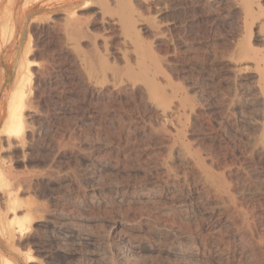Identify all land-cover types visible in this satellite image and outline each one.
Returning <instances> with one entry per match:
<instances>
[{
    "label": "rangeland",
    "instance_id": "374dc122",
    "mask_svg": "<svg viewBox=\"0 0 264 264\" xmlns=\"http://www.w3.org/2000/svg\"><path fill=\"white\" fill-rule=\"evenodd\" d=\"M217 1L0 0V264H264V0Z\"/></svg>",
    "mask_w": 264,
    "mask_h": 264
},
{
    "label": "bare ground",
    "instance_id": "6f19581e",
    "mask_svg": "<svg viewBox=\"0 0 264 264\" xmlns=\"http://www.w3.org/2000/svg\"><path fill=\"white\" fill-rule=\"evenodd\" d=\"M121 1V0H120ZM217 1V0H216ZM244 1L246 0H236V2L238 4H241L242 2L244 3ZM253 1V0H252ZM258 1V0H257ZM219 2V1H217ZM123 3V1H122ZM258 3V2H257ZM256 3V4H257ZM102 4V2H101ZM127 4V3H126ZM254 4V3H253ZM88 5V4H87ZM108 5V4H107ZM255 5V4H254ZM121 6V5H120ZM246 11L248 15H251L250 18L252 16H254V10H253V6L248 4L246 2V4H244ZM129 7V5H128ZM119 8V7H118ZM126 8V7H125ZM244 8V7H243ZM259 8V6H258ZM264 9V8H263ZM106 10V8H105ZM120 10V9H119ZM258 10V9H257ZM118 11V10H117ZM120 12V11H119ZM259 14V13H258ZM246 15V14H245ZM256 15V14H255ZM263 15L260 14V16H258L257 18L254 17L255 22H259L261 27V29H264V17H261ZM246 17V16H245ZM79 19V18H78ZM248 20V19H246ZM250 20V19H249ZM71 21V20H70ZM76 21V20H75ZM129 21V20H128ZM127 21V22H128ZM254 22V23H255ZM69 23V22H67ZM75 23V22H74ZM78 23V22H77ZM118 23V22H117ZM129 23V22H128ZM122 24V22H121ZM123 25L125 26L126 23ZM121 25V26H123ZM128 25V24H127ZM79 26V23H78ZM135 26V24H133V26L131 28H133ZM1 27L4 31V29L7 30L8 27H11L12 30L14 31V23L13 20L11 18V13L7 12L5 13V15L3 16L2 22H1ZM259 28V27H258ZM135 30V27L133 28ZM249 29V28H248ZM251 30V29H250ZM136 32V30L134 31ZM264 35V32H263ZM12 37V35H11ZM10 37V38H11ZM10 38H0V71L5 75V73H7L3 68H2V48L4 44H7L10 40ZM264 50V49H263ZM29 53L30 51L28 50L25 53V56L23 58H21L19 60V62L16 65V73H15V77L14 79L11 81V85L9 88H5V85L0 84V134L3 136V134L7 137L8 142H10V145L14 143H16V145H22L24 146V144L26 143V124H25V115H24V109L26 106H28L31 101L30 96L32 93V82H31V69H30V62H29ZM258 51L255 53L257 55ZM245 56V55H244ZM244 56L242 58H244ZM254 56V55H253ZM257 57V56H256ZM255 57V58H256ZM259 57V56H258ZM264 57V56H263ZM263 57L261 58V61L263 59ZM254 58V57H253ZM259 58V59H260ZM258 59V58H257ZM259 62V60H258ZM255 63H257V60H255ZM259 64V63H258ZM256 66V65H255ZM259 66V65H258ZM261 70V69H260ZM264 73V72H263ZM7 75V74H6ZM7 81V80H6ZM263 86V85H262ZM262 86H261V90H262ZM157 95V94H156ZM27 108V107H26ZM4 136V137H5ZM1 158H0V187H3L4 191H2L3 193H6L8 189H10L12 187V184L8 183L9 181L6 180V176L2 167V162H1ZM6 180V181H5ZM19 180V179H18ZM17 180V181H18ZM23 181V180H22ZM150 189V188H149ZM153 195V194H152ZM23 200V199H22ZM21 202V201H20ZM9 204V203H8ZM23 204V203H22ZM26 205V204H23ZM21 206V203H20ZM17 207H19L17 205ZM23 207V206H22ZM180 210V209H179ZM4 211V210H3ZM24 211V209H23ZM20 214V211L18 212ZM24 213V212H23ZM21 212L22 217H18L16 218L17 223L16 228H18L20 231H23L27 228L28 222H29V217L25 214L24 216ZM11 215V214H10ZM16 216V214H15ZM19 216V215H18ZM17 217V216H16ZM74 217V216H73ZM4 218V217H3ZM6 219V218H5ZM72 222V221H71ZM66 223V222H65ZM77 223V222H76ZM8 228L9 231L13 228V219L11 218V220L8 222ZM30 228V227H29ZM15 229V230H18ZM18 230V232H19ZM4 232V231H3ZM12 232V231H11ZM10 232V235H12ZM17 232V231H16ZM15 232V233H16ZM4 234V233H3ZM6 234V233H5ZM8 234V233H7ZM9 235V236H10ZM13 235L14 232H13ZM11 237V236H10ZM14 238V237H11ZM186 252V251H185ZM4 257V256H3ZM1 259V257H0ZM5 262V259H4Z\"/></svg>",
    "mask_w": 264,
    "mask_h": 264
}]
</instances>
